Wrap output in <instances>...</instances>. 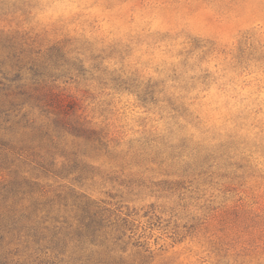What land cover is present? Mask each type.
Instances as JSON below:
<instances>
[{
  "label": "rangeland",
  "instance_id": "obj_1",
  "mask_svg": "<svg viewBox=\"0 0 264 264\" xmlns=\"http://www.w3.org/2000/svg\"><path fill=\"white\" fill-rule=\"evenodd\" d=\"M20 44L96 132L89 179L39 180L112 211L110 264H264V0H0Z\"/></svg>",
  "mask_w": 264,
  "mask_h": 264
},
{
  "label": "trees",
  "instance_id": "obj_2",
  "mask_svg": "<svg viewBox=\"0 0 264 264\" xmlns=\"http://www.w3.org/2000/svg\"><path fill=\"white\" fill-rule=\"evenodd\" d=\"M24 51L20 44L0 61V168L9 175L0 181V264H110L125 234L112 211L72 187L46 197L39 180L89 179L80 138L96 132L77 102L49 85L54 63L24 62Z\"/></svg>",
  "mask_w": 264,
  "mask_h": 264
}]
</instances>
